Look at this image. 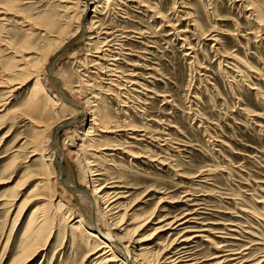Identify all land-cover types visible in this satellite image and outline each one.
<instances>
[{"label": "rangeland", "instance_id": "1", "mask_svg": "<svg viewBox=\"0 0 264 264\" xmlns=\"http://www.w3.org/2000/svg\"><path fill=\"white\" fill-rule=\"evenodd\" d=\"M85 5L0 0V264H94L85 196L103 185L122 191L133 257L162 261L187 220L191 263L264 264V0ZM30 223L44 229L23 253Z\"/></svg>", "mask_w": 264, "mask_h": 264}, {"label": "bare ground", "instance_id": "2", "mask_svg": "<svg viewBox=\"0 0 264 264\" xmlns=\"http://www.w3.org/2000/svg\"><path fill=\"white\" fill-rule=\"evenodd\" d=\"M64 1V0H63ZM71 1V0H70ZM76 1V0H75ZM92 0H84V3H86L85 5V8L83 9V12L81 13L83 15V13H85V10H86V7L88 6V4L91 3ZM105 1H109V0H105ZM2 6V5H1ZM0 6V8H1ZM3 7V6H2ZM5 10H8V9H5ZM1 11L0 13L1 14H5L6 11ZM1 16V15H0ZM82 18L81 19H84V15L81 16ZM26 21V20H24ZM27 22V21H26ZM35 23V22H34ZM79 31L82 30V21L79 22ZM85 23V21L83 22V24ZM88 24V23H87ZM86 24V28L88 31V26ZM45 26V25H44ZM66 36V35H65ZM80 39V38H79ZM61 41V40H60ZM62 42V41H61ZM62 47V44L61 45H58L57 47H55L56 49L51 52V54L48 55L47 59L45 60L46 61V64H48L47 62L49 61V59L51 57H53V55H55ZM64 50V49H63ZM50 53V52H49ZM51 68V67H50ZM50 68L48 69L47 72H49L53 77V74L51 73L52 71H50ZM33 72V71H32ZM57 78V77H55ZM58 79V78H57ZM55 79V80H57ZM36 80V79H35ZM58 81V80H57ZM37 83V81H35ZM39 85V84H38ZM60 85V84H59ZM13 86V85H12ZM34 87V86H33ZM38 86L34 87L35 88V91L39 92V89L37 88ZM40 88V87H39ZM33 89V88H32ZM41 91V90H40ZM59 91V90H58ZM37 92H33L34 94H36ZM38 95L37 98L35 100H37L36 103L32 102V105L33 103L34 104H43L45 101H44V96L41 97L40 93H37ZM60 95L62 94V98L66 101V102H69L67 100V98L63 95L62 91H60L59 93ZM33 99L31 98L30 102L32 101ZM34 100V101H35ZM82 102V101H81ZM80 102V103H81ZM5 104V103H4ZM31 104V103H30ZM3 105V104H2ZM29 105V104H28ZM34 106V105H33ZM47 106V105H45ZM30 107V105H29ZM81 108V111L85 112L87 111L85 105H80L79 106ZM37 107H34V110H36ZM44 108V107H43ZM29 109V108H28ZM2 109H0V112ZM33 110V108H32ZM38 110V109H37ZM57 110V109H56ZM26 111V110H25ZM29 111V110H28ZM41 111V110H40ZM46 112V110H44ZM49 111V110H48ZM53 111V110H51ZM49 111L48 113L50 114ZM39 112V111H38ZM33 113V112H32ZM36 113V112H35ZM47 113V112H46ZM45 113V114H46ZM79 113V112H78ZM28 114V113H27ZM30 114V113H29ZM39 114V113H37ZM44 114V115H45ZM33 115V114H32ZM39 115H42V114H39ZM76 114L72 113V114H69V116L63 118L62 120H60L58 122L59 123V126L62 127L63 125L65 126L66 123H70L69 121L71 120V118H75ZM94 116V115H93ZM30 117V116H29ZM34 117H35V114H34ZM48 117V116H47ZM39 118V117H38ZM37 118V119H38ZM42 118V117H41ZM40 118V119H41ZM54 118V117H52ZM60 118V117H59ZM29 119V118H28ZM61 119V118H60ZM31 120V119H30ZM42 120V119H41ZM48 120V119H47ZM46 120V121H47ZM50 120V119H49ZM54 120V119H53ZM51 124V123H50ZM57 124V123H56ZM37 125V124H36ZM55 125V124H54ZM39 126V125H38ZM37 126V127H38ZM58 126V124L56 125ZM67 126V125H66ZM48 128V127H47ZM59 129V128H58ZM57 131V129H56ZM104 131V130H103ZM55 133V132H54ZM54 136V134H53ZM56 135L54 136V141L55 143L57 144L56 142ZM41 141V140H39ZM93 145V144H92ZM43 147V146H41ZM91 147V146H90ZM57 148L58 150L61 152V156L62 158L64 157H70V156H73V152H70V151H66L65 150V147H62L61 145H58L57 144ZM104 148V147H103ZM69 150V149H68ZM91 150V149H90ZM36 153V152H35ZM92 154V153H91ZM101 154V153H100ZM75 155V154H74ZM94 155V154H93ZM96 156V155H94ZM46 165V164H45ZM92 175H95L94 174H91ZM62 178H60L61 180ZM87 179V178H86ZM85 179V183L86 182H89V184L93 181L92 179H88V181ZM67 179H62V183L61 181L59 183H57V185H55L56 187V190L63 194L64 196H69V197H81V194H79L81 191L79 190H76V191H73V190H70L68 189L67 187H70V183H68L66 181ZM49 181V180H48ZM83 181V180H81ZM70 182V181H69ZM111 186H108V185H103V186H91V190H90V193H86L87 195L85 196L87 198V200L89 201V203H91L92 206H94V219L88 230L86 231V234L98 241L100 243V246L99 248L96 249V251L94 250V252H89V255L91 254H94V253H97V251H100L102 250V252L100 254H98L95 259H94V264H113L114 262L116 261H120L119 263L120 264H150L149 263V260L147 259V248L145 246H141L139 249H138V253L137 254H134L135 257H133L132 255V251L128 248L129 246V243L131 242L130 240L127 241V236H126V233H127V229H126V226L128 225H124L125 222H124V217L121 216V218H119L118 216V211L120 210V207L122 206V204H120L118 202V200L122 197L121 196V192H110L109 191V188ZM113 187V186H112ZM50 188V187H49ZM51 191V190H50ZM78 191V192H77ZM58 193V194H59ZM50 195V194H49ZM52 195H54L52 193ZM62 196V195H61ZM53 197V196H52ZM56 197V196H55ZM58 198V197H57ZM64 199V198H63ZM61 201V200H60ZM64 201V200H63ZM51 202V201H50ZM54 203V202H53ZM62 204V202H61ZM52 205V204H51ZM54 205V204H53ZM59 205V204H58ZM63 205V204H62ZM101 205V206H100ZM103 206V208H101ZM58 207V206H57ZM68 207V206H67ZM60 209V208H59ZM113 211V212H112ZM104 214L106 215V217H108V215H113L114 213V219H119L118 221L115 222L114 220V223H112L111 226H109V228L107 230H105L104 232L100 230V227H99V221L100 219L102 218L103 215L101 214ZM188 214V213H187ZM43 216V215H42ZM104 218V217H103ZM185 218V216H184ZM73 219V218H72ZM75 219V218H74ZM73 219V220H74ZM182 220V219H181ZM112 221V220H111ZM187 220H183V221H180L177 223L176 220L168 223L167 225V228H170L172 227V225H174L175 223H177L173 228H171V230H180V233L179 235L176 237V242L178 243H181L183 245H181V247H179L178 249L174 250V251H169L168 253L165 252L164 255L162 256V261H157V264H195V263H191L190 262V258H187L186 256V249H185V244H187L189 241H190V237H187L186 235V232L187 230H184L182 228H179V226L181 225H184L186 223ZM113 222V221H112ZM169 222V221H168ZM74 223H77V224H81L82 223V218L80 217L79 219L75 220ZM72 223V225L74 224ZM32 223H30L27 228L24 230V234L28 233L30 234V237L28 240H26L24 243H23V253L24 251H29L31 249V247H33V242L36 240V238L39 237V235L42 233L43 229H44V225L41 223L39 226H33L31 225ZM39 224V223H38ZM71 225V226H72ZM107 225V224H105ZM110 225V224H108ZM166 227V226H165ZM182 231V232H181ZM199 231V230H198ZM123 232V233H122ZM121 233V234H120ZM195 236H198V235H194ZM22 238V237H21ZM133 238V237H132ZM134 241V240H133ZM175 241V240H173ZM22 252V251H21ZM117 253L119 255H117ZM186 257V258H185ZM230 260L234 261L233 263L231 264H246L245 260H241L236 257H232L230 258ZM263 261V260H261ZM261 261L259 262H256V263H253V264H260ZM221 262H217L215 264H221ZM23 264V263H21Z\"/></svg>", "mask_w": 264, "mask_h": 264}]
</instances>
